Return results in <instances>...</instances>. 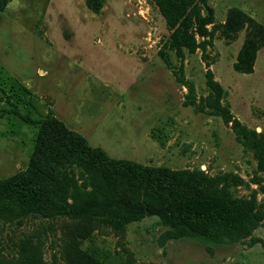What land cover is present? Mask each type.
<instances>
[{"label": "rangeland", "instance_id": "obj_1", "mask_svg": "<svg viewBox=\"0 0 264 264\" xmlns=\"http://www.w3.org/2000/svg\"><path fill=\"white\" fill-rule=\"evenodd\" d=\"M208 18L189 49L173 38L155 0H8L0 11V178L30 167L37 124L54 117L113 159L186 170L222 194L263 208L264 174L250 137L264 145V0H196ZM250 37L252 67H235ZM69 200L91 189L75 163L56 164ZM253 235L264 240V218ZM178 236L157 216L115 230L101 219L44 216L7 203L0 258L42 264H264V248Z\"/></svg>", "mask_w": 264, "mask_h": 264}, {"label": "trees", "instance_id": "obj_2", "mask_svg": "<svg viewBox=\"0 0 264 264\" xmlns=\"http://www.w3.org/2000/svg\"><path fill=\"white\" fill-rule=\"evenodd\" d=\"M8 0H0V11ZM196 0H155L168 24L173 27L177 45L192 49L198 45L195 35L207 34L208 18L195 6ZM264 39V26L254 24ZM264 43V42H263ZM264 45V44H263ZM256 48L247 37L239 50L235 67L249 71ZM221 114L231 120L239 135L250 137L256 150L258 169L264 174V145L254 131L248 130L227 110ZM26 123L37 124L30 167L24 173L0 178V211L7 203L24 211L44 216L65 215L73 219H101L115 230L144 215L157 216L178 236L202 242H238L249 244L264 240L253 235L264 218L263 208L251 199L222 194L212 179L203 174L167 167H149L138 162L113 159L100 147L90 146L84 137L68 129L54 117ZM75 163L91 176V189L84 198L69 200L68 185L56 164ZM264 190V188H263ZM0 264H42L28 252L17 258H0ZM89 264H94L90 261Z\"/></svg>", "mask_w": 264, "mask_h": 264}]
</instances>
